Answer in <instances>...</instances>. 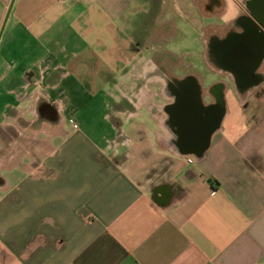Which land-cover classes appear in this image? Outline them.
I'll list each match as a JSON object with an SVG mask.
<instances>
[{
	"label": "crops",
	"instance_id": "crops-1",
	"mask_svg": "<svg viewBox=\"0 0 264 264\" xmlns=\"http://www.w3.org/2000/svg\"><path fill=\"white\" fill-rule=\"evenodd\" d=\"M10 1L0 0V28ZM250 1L177 8L189 21L223 16L208 24L218 42L255 20ZM136 4L15 0L0 40V264H264V57L261 79L247 84L220 51L209 54L240 99L215 84L221 125L202 157L185 154L154 113L155 86L123 84L137 79L134 61L126 56L123 72L119 51L105 50L104 21L119 42L116 17L131 24Z\"/></svg>",
	"mask_w": 264,
	"mask_h": 264
},
{
	"label": "flooded vegetation",
	"instance_id": "flooded-vegetation-1",
	"mask_svg": "<svg viewBox=\"0 0 264 264\" xmlns=\"http://www.w3.org/2000/svg\"><path fill=\"white\" fill-rule=\"evenodd\" d=\"M260 1L251 0L249 4L250 9L256 15L254 21L259 27L247 18H242L240 32L230 33L229 36L218 42L214 41L211 36L208 37L206 42L208 55L214 51H220L223 57L226 58V62L232 64L233 69L238 74V80L240 82H247V84L255 83L262 77L261 73L258 72L262 58L264 57V20L262 19L264 11H259L258 5L261 3ZM157 9L159 8L157 7ZM207 12L205 10L206 14ZM153 17L156 25H154V22L153 24L149 23L148 39L144 40L148 35H137L128 44L120 46L119 57L122 71L129 70L126 56H130L131 60L134 61V65H136V70L145 68L148 70L147 74L149 76L156 75L160 78V83L149 82V88L158 85L159 88H162V85H164L163 89L166 90V94H163V98L167 101L163 104V108L167 114L168 126L172 133H174V136H176L175 143L181 149L184 146L195 150L199 149L203 143L202 136L212 130L216 125L217 118L224 110L221 91L217 87L214 90L215 98L206 103L203 99V91L193 75L185 77L172 75V77L164 78L162 64L152 58V54L159 52L160 49L156 45L150 47V42H158L157 40L161 34L166 38L165 31L163 32L165 26H161L160 19L155 18V16ZM164 20V25H167V22H171V19ZM142 36L146 37L140 38ZM166 40L169 39L166 38ZM144 59H146V67H143L141 64ZM162 80L166 82L161 84ZM242 93L247 94V91ZM2 130L3 128L0 126L1 134L7 132ZM166 196L168 197V194L164 193L161 197L157 195V198L162 200Z\"/></svg>",
	"mask_w": 264,
	"mask_h": 264
},
{
	"label": "rangeland",
	"instance_id": "rangeland-1",
	"mask_svg": "<svg viewBox=\"0 0 264 264\" xmlns=\"http://www.w3.org/2000/svg\"><path fill=\"white\" fill-rule=\"evenodd\" d=\"M115 1L122 2L123 5H125L126 2L134 3L137 1L136 5L140 6L141 8L139 9L142 11H139L138 14L137 12L134 13L136 15H134L131 24L121 22L120 20H118L119 17H116L117 18L116 23L122 30L121 35L118 37L119 42L116 43H113L110 39L114 28L109 26L107 20L104 21L106 26L104 25L102 26L100 33L102 37L106 40L105 50L107 52L113 50L119 51L121 45L128 44V42L124 40L126 38L123 36L124 31H128V32L131 31L132 38L137 35H148L147 38H144L146 36L140 37V38H144V40L148 39L149 23L153 24L154 22V25H156L155 19L153 17L155 16V18L160 19L159 22L161 23V26H165L163 28V32L165 31L164 32V34L166 35L165 37L169 39L166 40V38L163 37V34H161L160 38L157 40L158 42H153V43L150 42V47L152 45H156L160 49L159 52L152 54V58L156 59L159 63L162 64L164 68L163 73L165 79L172 77V75L178 77L193 75L197 79L198 84L201 87V90L203 91V99L206 103H209L211 100L215 98L214 94L212 93V87L217 83L226 84L227 90L225 97L229 102L233 103L234 101H238L240 99L238 93L236 92L235 84L230 78V76L227 75L226 73H221L220 71L215 69L208 55L207 44H206L207 42L206 39H208L209 37L208 24L210 23L211 20L218 23L222 22L224 18L223 16L216 17L213 15L212 16L206 15L203 20L196 19V21L195 20L189 21L187 19H184L181 12H177L178 8L181 7L177 5V0H115ZM185 1L191 2V0H185ZM157 7L159 9H157ZM123 13L128 14L129 16L132 14V12L131 11L129 12V10ZM164 19H171V22L170 23L167 22V25H164L165 22ZM154 29H156V27H154ZM154 33L158 34L157 32ZM94 47L95 46L91 45L87 51L92 52L94 50ZM93 61L95 62V60H90L89 64L94 65ZM109 62L110 61L107 60L106 65L104 67L102 66L103 69L101 72L103 73V78H105V80H108V74L105 73H107V71H112L114 68L113 66L108 64ZM118 70L119 69L117 67L114 71L116 72ZM147 71L148 70H146L145 68L139 69L137 72L136 80L132 79V81H130L129 78H126V76H122L121 81L123 84L124 83L128 84L134 81L135 83H138L139 87L141 85H146V84L149 85V82L151 83L152 81L160 83L161 80L159 77H157L156 75L149 76V74H147ZM92 75L93 74L91 69L90 70L86 69V71H84V76H86L87 79H90ZM165 82H166L165 80H162L161 84ZM158 86L154 87L155 90H157L154 92H158V95L157 96L154 95L155 98L153 100L154 102L153 107H154L155 115L163 118L167 116L163 108V104L167 101L166 99L163 98V94H166V90L164 89L161 92L158 90L160 89ZM163 86L164 85H162V88H164ZM140 93L141 92L137 94L138 97L133 96V98L139 100L142 99L144 93L142 94ZM151 94L152 92L149 91V98H146L148 104H149V100H151ZM258 95H259L258 92H254L251 95V98H257ZM242 97L245 98V96ZM22 157L23 155L20 154L19 158ZM20 162L23 161L15 160L14 163H20ZM17 174L18 172L15 171L14 172L15 178H17Z\"/></svg>",
	"mask_w": 264,
	"mask_h": 264
},
{
	"label": "water",
	"instance_id": "water-1",
	"mask_svg": "<svg viewBox=\"0 0 264 264\" xmlns=\"http://www.w3.org/2000/svg\"><path fill=\"white\" fill-rule=\"evenodd\" d=\"M15 3V0H11L10 1V4H9V7H8V10H7V13H6V16H5V19L3 21V24L1 26V29H0V40H1V37H2V34H3V31L5 29V25L7 23V19L9 18V15L11 13V10L13 8V5ZM252 22L255 23L256 26L259 27V25L254 21L252 20ZM253 24V23H252ZM223 115L224 113L222 112L221 115L217 118V122H216V125L212 128V130L208 131L207 133H205L203 136H202V145L199 147V149H191V148H187L186 146H184L181 151L185 154H193L195 155L196 157H202L206 151V149L208 148L209 146V143H210V140H211V136L212 134L220 127L221 125V122H222V118H223Z\"/></svg>",
	"mask_w": 264,
	"mask_h": 264
}]
</instances>
